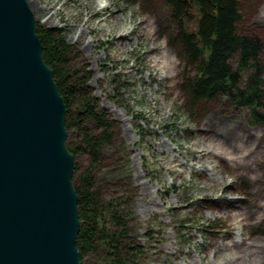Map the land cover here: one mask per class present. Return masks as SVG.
Masks as SVG:
<instances>
[{
  "label": "rangeland",
  "instance_id": "obj_1",
  "mask_svg": "<svg viewBox=\"0 0 264 264\" xmlns=\"http://www.w3.org/2000/svg\"><path fill=\"white\" fill-rule=\"evenodd\" d=\"M31 1L37 24L73 46L112 123L96 163L74 155L72 182L91 169L104 201L118 203L141 250L129 264H264V122L224 96L188 109L181 82L194 71L178 57L166 1L103 0L112 6L95 15L91 0ZM240 9L241 30L264 44V0H241ZM196 17L190 10L187 23ZM80 139L71 130L67 144ZM81 264L110 262L89 254Z\"/></svg>",
  "mask_w": 264,
  "mask_h": 264
},
{
  "label": "water",
  "instance_id": "obj_2",
  "mask_svg": "<svg viewBox=\"0 0 264 264\" xmlns=\"http://www.w3.org/2000/svg\"><path fill=\"white\" fill-rule=\"evenodd\" d=\"M26 0H0V264H81L66 108Z\"/></svg>",
  "mask_w": 264,
  "mask_h": 264
},
{
  "label": "trees",
  "instance_id": "obj_3",
  "mask_svg": "<svg viewBox=\"0 0 264 264\" xmlns=\"http://www.w3.org/2000/svg\"><path fill=\"white\" fill-rule=\"evenodd\" d=\"M165 1L177 23L174 45L178 57L184 68L194 71L181 82L188 109L194 112L201 104L224 96L234 106L247 109L252 121L263 123L264 114L259 113V108L264 99V66L260 60L264 44L261 38L241 30V0ZM190 10L197 13L192 26L186 21ZM36 31L42 44L43 60L52 69L64 99L66 129L68 133L76 130L81 138L79 142H69L67 148L73 158L77 152H85L92 155L96 163L103 146L111 143L112 123L99 111L97 100L86 85V73L75 67L73 46L59 30L37 24ZM234 57L235 66L232 65ZM218 148L223 150L221 146ZM219 158L220 155H216V159ZM74 188L80 219L77 240L80 261L89 254H104L110 264L134 262L140 245L133 241L118 203L104 201L100 190L95 188L91 169L79 175ZM229 237L231 244L238 243L230 234ZM221 242L223 247L231 246L230 242Z\"/></svg>",
  "mask_w": 264,
  "mask_h": 264
},
{
  "label": "bare ground",
  "instance_id": "obj_4",
  "mask_svg": "<svg viewBox=\"0 0 264 264\" xmlns=\"http://www.w3.org/2000/svg\"><path fill=\"white\" fill-rule=\"evenodd\" d=\"M62 1V4H64L67 0H61ZM26 2H27V4H28V6H29V8L31 9V11H32V9H33V2L31 1V0H26ZM87 4H90V6H94L93 4H96L95 5V7H98L99 9H97L96 10V8H94L93 9V15H95V14H97L100 10H103V9H107V8H110L111 6H112V3L111 2H109V3H104V1L103 0H95L94 2H92V0L90 1V2H88ZM41 8V7H40ZM42 10H46V7L44 8H41ZM50 9L51 8H49L48 10V12H46L45 14H51L50 15V17L52 16V14L53 13H51V11H50ZM33 12V11H32ZM97 12V13H96ZM106 14V13H105ZM106 16V15H105ZM104 20V18H101V19H99V21H98V25L102 22ZM47 21V20H46ZM131 28H129V27H127V31L129 32V30H130Z\"/></svg>",
  "mask_w": 264,
  "mask_h": 264
}]
</instances>
